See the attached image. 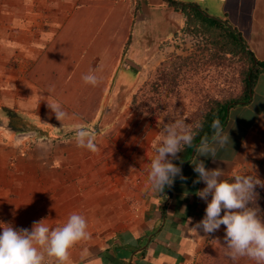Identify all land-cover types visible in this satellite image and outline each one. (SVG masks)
I'll list each match as a JSON object with an SVG mask.
<instances>
[{"label":"crops","instance_id":"0c3cea01","mask_svg":"<svg viewBox=\"0 0 264 264\" xmlns=\"http://www.w3.org/2000/svg\"><path fill=\"white\" fill-rule=\"evenodd\" d=\"M172 3L192 5L237 31L254 63L264 66V0H0V67L3 52L22 55L16 70L0 72L7 87L1 98L22 108L14 120L45 122L24 130L36 134L32 143L0 140V224L31 230L43 220L55 229L72 213L84 216L90 238L69 250L68 264H196L212 234L215 249L226 247L222 225L207 235L190 230L206 208L195 194L205 184L193 183L198 174L190 164L199 144L179 166L185 180L175 178L162 193L149 190L158 129L137 113L134 97L146 68L186 36ZM89 72L98 85L83 81ZM57 102L70 114L63 124L48 106ZM79 127L95 132L97 152L77 145ZM223 128L231 141L215 159H197L224 171L228 182L237 174L264 181V68L246 98L229 107ZM255 191L264 213V188Z\"/></svg>","mask_w":264,"mask_h":264},{"label":"clouds","instance_id":"9594fccd","mask_svg":"<svg viewBox=\"0 0 264 264\" xmlns=\"http://www.w3.org/2000/svg\"><path fill=\"white\" fill-rule=\"evenodd\" d=\"M86 84L96 86L100 79L94 72L82 77ZM55 118L62 124L70 118L60 103L48 104ZM177 115L168 123H162L157 138L152 143L154 156L148 171L149 190L162 193L171 187L175 178L185 180L181 168L172 161L178 159L185 146H191L194 129L186 123V118ZM211 142L205 137L196 147L191 161L193 171L198 174L194 184L201 181L205 187L195 194L206 202L203 219L190 229L197 236V230L211 234L225 226L226 255L233 262L247 258L254 264H264V213L257 204L256 187L264 188V181L256 175H235L233 182L222 180L224 171L219 168L206 169L198 156L212 157L231 140L227 130L215 121L212 124ZM77 145L95 153V132L79 127L76 129ZM187 195V193H185ZM209 197L210 200H209ZM34 222L31 230L14 228L0 224V264H68L69 250L77 243L90 238L84 216L72 213L62 227L50 229L42 223ZM190 222V221H189ZM218 244V241H216Z\"/></svg>","mask_w":264,"mask_h":264},{"label":"rangeland","instance_id":"374dc122","mask_svg":"<svg viewBox=\"0 0 264 264\" xmlns=\"http://www.w3.org/2000/svg\"><path fill=\"white\" fill-rule=\"evenodd\" d=\"M173 45H176L175 49L155 68H146L147 79L134 97L137 113L144 120L152 121L158 134L162 123L170 122L177 115L176 110H180V115L186 118L185 122L192 126L208 100L237 98L243 90L247 65L243 58L214 53L208 50V46L204 47L200 37L192 35L177 38ZM3 53L5 66L0 67V72L4 74L16 70L18 59L22 58L21 53ZM0 85L5 86L2 90L0 88V92L7 90L5 84ZM16 108L11 102L2 99L0 94V140L4 143H32L36 134L26 135L24 130H31L34 127L30 126L34 125L45 126V122L41 118L32 119L24 115L25 123L17 122L15 127L11 124L10 115L18 112L23 114L20 106V110ZM98 117L99 123L102 121L101 114ZM13 128L21 130L20 133L13 134ZM215 245L212 234L198 255L196 264H231L230 259H225V247L217 250Z\"/></svg>","mask_w":264,"mask_h":264},{"label":"trees","instance_id":"16d2710c","mask_svg":"<svg viewBox=\"0 0 264 264\" xmlns=\"http://www.w3.org/2000/svg\"><path fill=\"white\" fill-rule=\"evenodd\" d=\"M175 10L182 13L184 18L182 34L192 35L200 37L204 43V47L208 46V50H213L214 53L229 54L243 58L247 65L244 70V82L243 90L240 97L229 99H212L208 100L204 108L201 110L200 116L192 125L195 136L192 141V145L185 146L181 153H178V159H174L172 162L178 166H181L188 162L191 157L193 148L200 144L201 140L205 137L210 140L213 136L212 124L215 121H219L223 127L227 118L229 107L234 104L243 101L246 98V91L251 86L253 77L258 72L260 67L264 68L260 62L254 63V57L251 52L248 51L246 43L238 35L237 31L233 30L226 24L221 23L219 20L208 17L203 14L198 8L192 5H186L181 3H172ZM211 47V48H210ZM10 115L11 124L15 127L17 122L25 123L23 118ZM167 190V187L164 191Z\"/></svg>","mask_w":264,"mask_h":264}]
</instances>
